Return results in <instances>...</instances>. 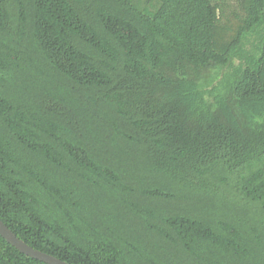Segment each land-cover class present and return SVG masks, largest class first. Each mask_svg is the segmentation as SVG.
Segmentation results:
<instances>
[{"label":"trees","instance_id":"obj_1","mask_svg":"<svg viewBox=\"0 0 264 264\" xmlns=\"http://www.w3.org/2000/svg\"><path fill=\"white\" fill-rule=\"evenodd\" d=\"M0 218L70 264H264V0H0Z\"/></svg>","mask_w":264,"mask_h":264},{"label":"water","instance_id":"obj_2","mask_svg":"<svg viewBox=\"0 0 264 264\" xmlns=\"http://www.w3.org/2000/svg\"><path fill=\"white\" fill-rule=\"evenodd\" d=\"M0 235L22 254L46 264H70L54 255L40 251L19 238L0 218Z\"/></svg>","mask_w":264,"mask_h":264},{"label":"rangeland","instance_id":"obj_3","mask_svg":"<svg viewBox=\"0 0 264 264\" xmlns=\"http://www.w3.org/2000/svg\"><path fill=\"white\" fill-rule=\"evenodd\" d=\"M254 40V39H253Z\"/></svg>","mask_w":264,"mask_h":264}]
</instances>
